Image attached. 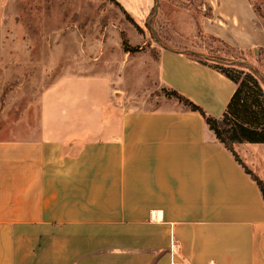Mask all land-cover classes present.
<instances>
[{
  "label": "crops",
  "instance_id": "0c3cea01",
  "mask_svg": "<svg viewBox=\"0 0 264 264\" xmlns=\"http://www.w3.org/2000/svg\"><path fill=\"white\" fill-rule=\"evenodd\" d=\"M203 6L195 43L264 48L249 0ZM157 42L155 84L221 119L237 85L187 56L193 42ZM109 79L64 75L41 94L38 126L0 139V264H264L263 194L203 116L171 96L115 101Z\"/></svg>",
  "mask_w": 264,
  "mask_h": 264
},
{
  "label": "rangeland",
  "instance_id": "374dc122",
  "mask_svg": "<svg viewBox=\"0 0 264 264\" xmlns=\"http://www.w3.org/2000/svg\"><path fill=\"white\" fill-rule=\"evenodd\" d=\"M140 1L144 7L140 4L137 12L146 14L129 12V5ZM150 1L0 0V65L11 70L10 77L0 79V139L27 125L36 128L41 94L67 74L110 78L118 102L147 105L169 97L155 84L160 47L155 36L176 48L175 38L193 42L203 53L219 48L222 56L246 61L264 83V48L239 52L207 38L195 43V26L209 15L203 0H157L152 29L146 24L138 29L133 22L146 18ZM249 2L264 29V0ZM123 40L136 51L125 53ZM237 150L264 182V144Z\"/></svg>",
  "mask_w": 264,
  "mask_h": 264
},
{
  "label": "trees",
  "instance_id": "16d2710c",
  "mask_svg": "<svg viewBox=\"0 0 264 264\" xmlns=\"http://www.w3.org/2000/svg\"><path fill=\"white\" fill-rule=\"evenodd\" d=\"M154 12L155 9L146 21V25L150 29L152 28L149 25V21ZM133 23L140 29L137 23ZM199 37L203 39L200 36V32ZM155 38L159 41V38L156 36ZM123 47L126 53L136 51V48H132L126 40H123ZM221 52V49L212 47L206 53L194 50L184 52L193 60H200L204 64H210L237 85V90L221 119L209 116L202 108L177 92L168 93L190 110L199 112L203 116L217 139L233 154L239 164L245 168L246 173L258 184L264 197V182L243 164L235 151V146L241 144H264V83L257 72L246 61L222 56Z\"/></svg>",
  "mask_w": 264,
  "mask_h": 264
}]
</instances>
